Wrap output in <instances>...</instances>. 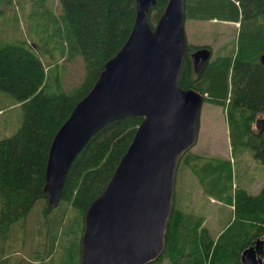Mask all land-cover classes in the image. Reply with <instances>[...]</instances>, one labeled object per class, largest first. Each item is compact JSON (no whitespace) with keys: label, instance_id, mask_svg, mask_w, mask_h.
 I'll use <instances>...</instances> for the list:
<instances>
[{"label":"trees","instance_id":"16d2710c","mask_svg":"<svg viewBox=\"0 0 264 264\" xmlns=\"http://www.w3.org/2000/svg\"><path fill=\"white\" fill-rule=\"evenodd\" d=\"M166 1L156 0L152 6L151 24ZM60 4L62 13L53 23L56 28L59 25L61 40L43 44L44 61L26 40L0 41V92L10 93L22 106L19 126L0 138V228L8 234L14 225H21L26 243L33 227L26 221L35 202L45 199L35 208L38 227L34 233L43 241L30 251L29 259L21 258V264L79 263V257H72L75 250L79 255L83 214L105 186L140 121L138 116L127 115L95 131L71 162L58 204H48L44 171L53 135L89 90L104 62L125 41L135 15V0H60ZM184 7L186 19L239 24L234 50L211 58L199 72L193 68L190 52L210 46L187 43L178 77L181 87L199 90L204 101L226 105L231 157L187 150L178 166L188 169L205 195L232 205L234 214L212 238L203 225L204 217L184 210L175 200L163 252L147 264H163L167 258L168 264H241L242 249L264 236V183L257 193L234 183L237 159L247 150L264 168V132L252 127L254 119L264 115V65L260 61L264 0H184ZM63 52L67 60L81 56L84 63L81 78L70 87L62 83L64 66L56 58Z\"/></svg>","mask_w":264,"mask_h":264},{"label":"water","instance_id":"95a60500","mask_svg":"<svg viewBox=\"0 0 264 264\" xmlns=\"http://www.w3.org/2000/svg\"><path fill=\"white\" fill-rule=\"evenodd\" d=\"M155 2L135 0L127 38L75 102L48 148L43 192L53 207L90 136L110 120L140 117L108 181L83 214L79 264H147L161 255L177 166L197 139L204 95L178 82L187 46L184 0H167L151 24ZM211 54L208 46L190 52L195 72ZM260 61L264 65V51ZM254 127L264 132V115L254 119ZM240 262L264 264V236L242 249Z\"/></svg>","mask_w":264,"mask_h":264},{"label":"rangeland","instance_id":"374dc122","mask_svg":"<svg viewBox=\"0 0 264 264\" xmlns=\"http://www.w3.org/2000/svg\"><path fill=\"white\" fill-rule=\"evenodd\" d=\"M60 13H62L60 0H0V41L26 40L29 44L35 45L33 46L44 61L43 44L53 42L55 39L61 40L58 33L59 25L56 28L53 23L55 17L57 20L59 19ZM238 26V22L234 21L187 18L185 20L187 43L209 45L212 50L211 59L234 50ZM56 58L57 62L64 66L61 76L64 87L76 84L81 78L84 67L81 56L79 59L67 60L66 52H63ZM49 74L52 79V73L49 72ZM21 117L20 102H16L8 92H0V138L12 134L19 126ZM252 127L256 129L254 122ZM228 139L226 105L203 101L197 139L188 150L212 155L226 153L229 155L228 157H231ZM237 162L234 183L249 189L252 193H257L264 183L263 165L255 160L248 150L240 159H237ZM174 191V202L176 200L178 206L204 217L203 225L208 228L212 238H216L217 232L222 231L233 218V206L205 195L184 165L177 166ZM44 202V198L35 202L32 208L33 212L26 221L29 227L33 226L30 228L31 234H29L26 243L23 242L25 230L21 225H14L8 234H5L8 232L7 229L0 228V264H7L9 261L10 264H17L15 261L23 262L21 258L29 259L30 251L36 247L38 242L43 241V237L34 231L38 227L36 226L38 212L35 211V208L38 205L42 206ZM10 243L13 246H10ZM40 250L37 249L36 252L39 253ZM77 257L79 255L75 250L72 259H77ZM162 263L168 264V258L164 259Z\"/></svg>","mask_w":264,"mask_h":264},{"label":"crops","instance_id":"0c3cea01","mask_svg":"<svg viewBox=\"0 0 264 264\" xmlns=\"http://www.w3.org/2000/svg\"><path fill=\"white\" fill-rule=\"evenodd\" d=\"M228 141H229V139H228ZM228 146H229V149H230V142H229V144H228ZM198 153V152H197ZM202 154H204V153H202ZM230 154V153H229ZM209 155H212V154H209ZM218 156H224V157H228L229 155H227L226 153L225 154H219ZM248 191H249V189H247ZM250 192V191H249ZM199 201L197 200V203H198ZM221 230H219L218 232H217V234H219V232H220Z\"/></svg>","mask_w":264,"mask_h":264},{"label":"flooded vegetation","instance_id":"af4514ba","mask_svg":"<svg viewBox=\"0 0 264 264\" xmlns=\"http://www.w3.org/2000/svg\"><path fill=\"white\" fill-rule=\"evenodd\" d=\"M37 261V260H36ZM79 264V263H78Z\"/></svg>","mask_w":264,"mask_h":264}]
</instances>
